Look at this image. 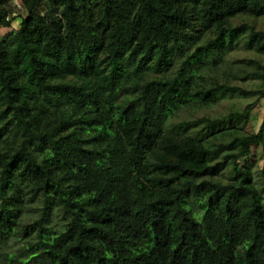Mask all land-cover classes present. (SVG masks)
Wrapping results in <instances>:
<instances>
[{
  "label": "trees",
  "instance_id": "trees-1",
  "mask_svg": "<svg viewBox=\"0 0 264 264\" xmlns=\"http://www.w3.org/2000/svg\"><path fill=\"white\" fill-rule=\"evenodd\" d=\"M19 1L0 36L1 264H264V64L228 62L264 56V0Z\"/></svg>",
  "mask_w": 264,
  "mask_h": 264
},
{
  "label": "rangeland",
  "instance_id": "rangeland-1",
  "mask_svg": "<svg viewBox=\"0 0 264 264\" xmlns=\"http://www.w3.org/2000/svg\"><path fill=\"white\" fill-rule=\"evenodd\" d=\"M12 8V17L14 18V21L12 23V27L11 28H1L0 27V36H4L5 34H7L8 32L14 30V29H18L20 22H21V18L25 17L27 15L26 10L24 9V7L22 6L21 2L19 0H14L11 4ZM40 13L42 15H46L49 12H51V6L49 4L48 1H45L43 3V5L40 7L39 9ZM257 28L259 30H264V18L260 19L257 22ZM249 59H255V60H259L261 61V63L264 64V56L262 55H256L253 52H249L246 51L243 48H239L236 51H234L233 53H231L228 57V62L234 67V69L237 68H246V64H247V60ZM236 71V70H234ZM239 85L244 86L246 88H255L257 87L258 83L257 82H238ZM255 99H251V100H245V101H239L238 104L240 105V107H245L247 105H255ZM237 101H225L222 104L213 107L210 110H206L204 112H198L197 114H191V113H185L182 114L181 117L183 118H187V119H192V118H197V117H202L204 115H209L211 117H219L222 115H225L229 109L230 106L233 103H236ZM264 117V105H259V106H255L253 108V112L251 113V119L252 122L249 125L248 129L252 132H255L258 130L259 125L261 124L262 120ZM257 154L252 158L253 160V166H254V171L256 173L257 179L258 175L260 174L262 168H263V164H264V157L261 156V148L257 150ZM227 179V177H225ZM1 264V262H0Z\"/></svg>",
  "mask_w": 264,
  "mask_h": 264
}]
</instances>
